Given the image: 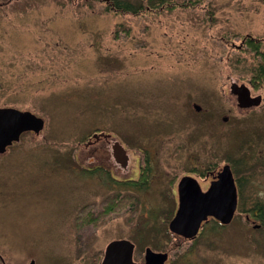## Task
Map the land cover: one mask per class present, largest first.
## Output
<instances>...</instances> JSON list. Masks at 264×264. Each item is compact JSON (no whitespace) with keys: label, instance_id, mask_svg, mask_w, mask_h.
<instances>
[{"label":"rangeland","instance_id":"obj_1","mask_svg":"<svg viewBox=\"0 0 264 264\" xmlns=\"http://www.w3.org/2000/svg\"><path fill=\"white\" fill-rule=\"evenodd\" d=\"M245 39L264 53V0L137 17L95 0H0V108L44 122L0 157L7 260L100 264L124 238L137 242L138 260L154 230L169 260L264 264V215L249 211L260 204L264 214V82L252 80L263 62ZM232 83L260 104L239 108ZM101 133L126 150L127 168L105 140L86 146ZM225 164L238 210L226 226L203 227L189 251L165 231L177 182L190 176L204 189ZM97 166L136 182L147 166V187L124 189Z\"/></svg>","mask_w":264,"mask_h":264},{"label":"water","instance_id":"obj_2","mask_svg":"<svg viewBox=\"0 0 264 264\" xmlns=\"http://www.w3.org/2000/svg\"><path fill=\"white\" fill-rule=\"evenodd\" d=\"M230 93L236 97L237 106L241 109L258 106L261 102V97H252L243 84L232 83ZM43 126V120L29 111L0 108V153L12 142L18 141L21 134H38ZM117 148L123 151L119 144ZM200 198L199 203H192L188 195L180 197L178 210L169 224L171 231H181L183 235L191 237L196 234L201 221L208 216L222 224L231 221L236 207V189L229 165L225 164L218 171L216 179L205 193H200ZM133 248L134 245L126 239L110 241L104 249L100 264H135L132 260Z\"/></svg>","mask_w":264,"mask_h":264},{"label":"flooded vegetation","instance_id":"obj_3","mask_svg":"<svg viewBox=\"0 0 264 264\" xmlns=\"http://www.w3.org/2000/svg\"><path fill=\"white\" fill-rule=\"evenodd\" d=\"M243 41H244V39H243ZM21 135H20V137H21ZM96 136L97 137H94V134H93L94 141H88L86 146H90L91 144L97 143L100 140H105L106 143L109 144V146L111 148L110 154L112 156L113 162L115 164L119 165L123 169L127 168V164H128V161H129V156L127 155V152L122 147V145H120L118 143V141H115V140L111 141L110 136L107 135V134L101 133V134H99V136L98 135H96ZM20 137H19V139H20ZM18 141L12 142L9 146L13 145L14 143H16ZM117 144H119L123 148V151L117 148ZM9 146H7L6 149L2 153H0V157L7 151V148ZM90 170H93V171H96V172H100V171L103 172L106 175L107 179L113 180L114 182H117V185H119V186H120V184H123L122 187H124V189H130V190H135L136 191L138 189L143 190L144 188L147 187V186H138V185L144 184L146 182V180L145 181L136 182V181H133V180L128 181L129 179L128 180L117 179L116 177L112 176L110 170H107V169H105L104 167H101V166H97L94 169H90ZM217 173H218V171L215 174L211 175V180L209 181V185L206 186L204 189H202L200 187V185H199V183H198V181L196 179H194V178H192L190 176H183L177 182V185H176L177 206H176V209L174 210L173 215L171 216V218L167 222V229L165 231L167 233L169 231L171 237L174 238L175 240H177L178 243H180V244L181 243H189V245H188V250L189 251L190 250L191 251L194 250L193 249L194 243L199 238L203 227H205L210 222H214L218 226H221V227L226 226L233 220L234 213L238 210V199H239L238 198V184L234 180V177H233V181H234V185H235V189H236V207H235L232 219H231V221L229 223L222 224L216 218H214L212 216H208L205 220L201 221L196 234L191 236V237L183 235L181 231H176L175 232V231H171L170 230L169 224H170L171 220L175 217V214H176V212L178 210L180 197H182V196L184 197V196L188 195V197L191 199L192 203H199L201 201L200 193H205L208 190L211 182L216 179V174ZM232 176H233V174H232ZM183 178H185V179L182 181ZM126 181H128V182H126ZM117 198L119 199V196H116L114 199H117ZM118 202H120V201L118 200ZM3 205H4V202L2 200H0V209L3 208ZM241 211L245 212L244 213L245 214V219L249 220L248 219L249 218V216H248L249 215V211L247 209L241 210ZM2 213L3 212L0 211V219L2 217ZM256 215L258 216V213L254 212L253 216H256ZM85 216H88V215L85 214ZM82 220H84V219H82ZM0 227L2 228L1 223H0ZM1 228H0V264H11L7 260L6 255H5V252H6V249H7L8 246H7V241L5 240L4 232H3V230H1ZM150 231H151L150 232V236H152V237L154 236V237H153V239L151 237V242L149 244L150 246H148V244L141 245V246H143L142 258L138 259V260L134 259V253L136 251V247H137L136 243L137 242L135 243L133 240L124 238V239L130 241L134 245L133 254H132V260L135 262V264H195L194 260H190V259L189 260H181V261L180 260H176V261L175 260H169L170 259V252L168 250L155 248V245L157 244V242L160 241V239H157V237H156L157 236V233H156L157 231H154V230H150ZM147 234H149V233H147ZM138 236H140L142 238L141 241L143 243L147 241V237H146L147 235L146 236H142L140 234ZM103 254H104V252H103ZM102 258H103V255H102ZM31 262H33V261H30L28 264H30Z\"/></svg>","mask_w":264,"mask_h":264},{"label":"trees","instance_id":"obj_4","mask_svg":"<svg viewBox=\"0 0 264 264\" xmlns=\"http://www.w3.org/2000/svg\"><path fill=\"white\" fill-rule=\"evenodd\" d=\"M103 4L104 10L115 15H130L142 16L152 13H161L163 11H172L176 8H193L200 0H95ZM245 42L252 46L254 51L259 48L258 40L245 39ZM261 55L263 64L258 67L252 80L255 84L264 82V53L258 52ZM24 134V133H23ZM147 166L142 171L139 181L147 180ZM147 182L138 186H146ZM249 211L257 212L260 218L263 217V206L255 204Z\"/></svg>","mask_w":264,"mask_h":264}]
</instances>
